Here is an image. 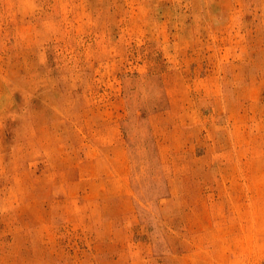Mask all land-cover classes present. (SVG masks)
Instances as JSON below:
<instances>
[{
    "label": "rangeland",
    "instance_id": "374dc122",
    "mask_svg": "<svg viewBox=\"0 0 264 264\" xmlns=\"http://www.w3.org/2000/svg\"><path fill=\"white\" fill-rule=\"evenodd\" d=\"M0 264H264V0H0Z\"/></svg>",
    "mask_w": 264,
    "mask_h": 264
}]
</instances>
